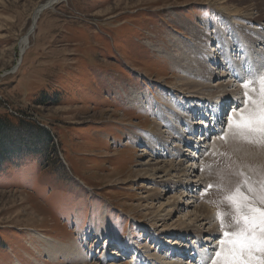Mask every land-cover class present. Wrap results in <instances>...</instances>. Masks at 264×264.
Masks as SVG:
<instances>
[{
  "label": "rangeland",
  "instance_id": "1",
  "mask_svg": "<svg viewBox=\"0 0 264 264\" xmlns=\"http://www.w3.org/2000/svg\"><path fill=\"white\" fill-rule=\"evenodd\" d=\"M259 1L56 0L21 58L46 0H0V264H264V245L241 255L231 243L241 202L264 217V135L237 134L251 111L264 113V73L252 74L240 39L264 32ZM212 65L230 71L234 108L233 96L215 104L217 76H201ZM190 160L181 178L192 186L153 170ZM197 204L215 211L209 241L169 235L197 228Z\"/></svg>",
  "mask_w": 264,
  "mask_h": 264
},
{
  "label": "bare ground",
  "instance_id": "2",
  "mask_svg": "<svg viewBox=\"0 0 264 264\" xmlns=\"http://www.w3.org/2000/svg\"><path fill=\"white\" fill-rule=\"evenodd\" d=\"M56 2V0H46V2H44L43 4L39 5L35 12H34V15L32 17V23H31V26L28 30V32L21 38L20 40V43H19V51H20V57L22 58V55L23 53L25 52V49L27 47V44H28V41H29V32L32 30V28L34 27V23H35V20L37 18V16L40 14V12L44 9H47L48 7H50L51 5H53L54 3ZM259 6H263L264 5V0H260L259 1ZM258 6V7H259ZM261 8V7H260ZM264 28V27H263ZM262 28V29H263ZM240 34H243V33H240ZM205 36V35H204ZM238 36V35H236ZM255 36H259L257 39H254ZM227 37V36H226ZM243 38H240L245 44L246 46L249 45V49H250V52H251V57L253 56V60L255 61V67L252 68V74L254 76H258V74L260 73H264V56H259V55H262V53L259 52V50H263L264 49V32L259 30V31H256V30H250L249 33H245L243 34L242 36ZM234 38H236L234 36ZM227 39V38H226ZM224 40V38H223ZM197 41V40H196ZM231 43V42H230ZM240 43V42H239ZM239 45V44H238ZM229 48V47H228ZM242 48V47H241ZM214 49V48H213ZM211 49L210 51L207 50V55L210 57V58H213V53H212V50ZM228 52V51H227ZM208 57V58H209ZM216 58V57H215ZM214 59V58H213ZM218 59V58H217ZM221 59V58H220ZM224 60V59H223ZM252 60V61H253ZM211 61V60H210ZM230 61V60H229ZM19 63V59H17V64L13 67V69H16L18 68L19 64L21 63V60H20V63ZM229 70L233 73L234 72V69H238L234 63L231 62V64L229 63ZM219 66V64L217 63V67ZM215 67L212 65V66H207L205 68V71H204V74H201V76L204 77V79H207V78H210L212 75H214V69ZM12 69V70H13ZM230 71H221L219 73V75H214V76H217L216 77V83L214 85H209V89H212V88H215L214 92H215V97H213L215 99V104L216 105H221V103H224V100L228 97H231L233 96V100H232V107L234 108L237 104V100H236V97L234 96L236 93H237V90L236 88H228V86H230V81L231 80H228V81H224L225 77L227 76V74H229ZM263 75V74H262ZM261 76V74H260ZM223 79V80H221ZM232 85V84H231ZM237 87V86H236ZM238 88V87H237ZM241 88V87H240ZM243 89V88H242ZM241 89V90H242ZM246 92V91H245ZM195 94H200L199 92H194ZM239 93V91H238ZM193 94V93H192ZM194 95V94H193ZM217 95V97H216ZM193 99V97H191ZM202 98H205L204 95ZM196 99V98H195ZM211 99V98H210ZM208 99V100H210ZM194 100V99H193ZM191 102L188 104L187 107L189 106H192L194 105L195 101H192L190 100ZM189 102V100L187 101ZM197 102V101H196ZM243 102V101H242ZM240 103V102H239ZM202 107V105H200ZM196 107V106H195ZM237 108V107H236ZM236 108L234 109V111H236ZM202 109V108H201ZM214 109V108H213ZM171 110V109H170ZM217 110V111H215ZM213 112L214 114V120L218 121L221 119V117L219 118V111L218 109H215ZM232 112V111H231ZM200 113V112H199ZM235 114H237L238 112H233ZM177 115V114H176ZM178 116V115H177ZM176 116V117H177ZM180 116V115H179ZM178 116V117H179ZM204 117V115H203ZM186 118V117H185ZM219 118V119H218ZM191 121V120H190ZM220 122V121H219ZM219 122H215L213 125H209L205 130H206V134H216L217 132H219L220 130V123ZM196 123V122H195ZM203 125V124H202ZM195 126V125H193ZM192 128V127H191ZM210 128V129H209ZM205 130H202V131H205ZM182 133V132H180ZM203 134V133H202ZM207 136V135H206ZM202 137V136H201ZM208 137V136H207ZM191 140V139H190ZM180 142V141H179ZM190 142H194L193 140H191ZM206 143V142H205ZM192 144V143H191ZM195 144H197L195 142ZM199 147V146H198ZM161 149V148H160ZM159 149V151H161ZM166 149V151L169 152L170 154V151L167 149V147L165 148V145H164V148L163 150ZM162 150V151H163ZM186 148H183V149H179V151H185ZM190 151V150H189ZM199 152V151H198ZM203 154V153H202ZM179 157L183 156L184 154H177ZM194 156V155H193ZM181 160V158H180ZM179 160V161H180ZM178 165H180V163L178 162L177 164L173 163V161H169V162H164V164H162L161 166H158L156 168H153V170H155L156 172H160L162 175H160V177H167V176H172L173 178H177V180H175V182H180V185L178 186H181L182 184H184L185 182H187L184 178L182 179L181 177L182 176H187L188 174L190 175V173L194 172L195 170V163L193 160H190L185 167H179ZM159 173V174H160ZM198 178V177H197ZM169 179V178H168ZM189 180V179H188ZM201 179H197L195 180V185L196 186H201L202 184L201 183H198ZM205 180V179H204ZM206 181V180H205ZM194 182V181H193ZM192 186V184H188L186 183V185H182L187 187V186ZM191 192H192V188H191ZM190 197V199L192 200H188V203H195L196 200H197V197L192 194V195H188ZM194 205V204H193ZM174 206L176 207V205L173 203L172 204V210L174 208ZM169 211L165 212V216L169 215ZM195 215H196V218H195V223H199L198 226H196L197 228H193L192 229V226H195V225H191V226H184L182 228H180L179 226L180 225H177V226H173L171 228V230H169L170 234L169 235H175V233H179V238H185L186 236H189L191 234H193V237H195V239H197V243L201 244V245H204V241H209L210 237L212 236L214 232V229L215 227H218V223H217V226L215 225H212V218L214 217L215 218V211H213L210 207H208L207 205H199L197 204V206H195ZM193 223V224H195ZM200 227V229H199ZM176 228H178V230L176 231ZM170 229V228H169ZM175 232V233H174ZM204 237V238H203ZM209 243H212V242H209ZM207 244V243H206ZM213 244V243H212ZM51 246V245H50ZM53 246V245H52ZM57 246H53V249L56 248ZM208 249L209 248H214V249H217L218 246L216 245V243H214L211 247H207ZM197 249V248H196ZM208 249H204L203 251H200L199 252V255H198V259L200 261H209L210 259H212V255H210V252ZM55 250V249H54ZM198 250V249H197ZM208 250V251H207ZM56 252V251H55ZM53 252V253H55ZM178 254H182L184 255L185 253H182L180 250L178 251ZM191 263V262H190ZM189 263V264H190ZM206 263V262H205ZM169 264H181V262H176V263H169ZM192 264V263H191Z\"/></svg>",
  "mask_w": 264,
  "mask_h": 264
},
{
  "label": "snow or ice",
  "instance_id": "3",
  "mask_svg": "<svg viewBox=\"0 0 264 264\" xmlns=\"http://www.w3.org/2000/svg\"><path fill=\"white\" fill-rule=\"evenodd\" d=\"M231 122L232 117L229 115V123ZM257 133L264 135V113L258 115L253 110L249 113L246 121L237 125V134L239 136L249 137ZM229 199L232 203H235V200L231 197ZM236 211L243 217V226L237 232L231 234L236 237L231 243L234 245L235 250L242 255L246 252H251L257 243L264 245V217H261L259 223H256L257 210L252 207L251 202L247 201V199L239 204ZM239 223L240 221H237V224ZM257 228L261 229L259 239L253 235L257 231ZM224 235L229 236L230 233L225 232ZM217 255H220V253L218 252ZM233 255L235 256V252Z\"/></svg>",
  "mask_w": 264,
  "mask_h": 264
}]
</instances>
